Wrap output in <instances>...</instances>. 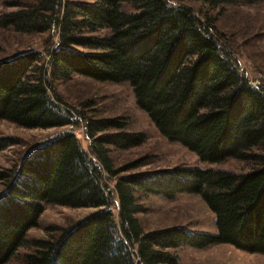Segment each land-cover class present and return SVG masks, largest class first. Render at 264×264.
Instances as JSON below:
<instances>
[{"label": "trees", "instance_id": "obj_1", "mask_svg": "<svg viewBox=\"0 0 264 264\" xmlns=\"http://www.w3.org/2000/svg\"><path fill=\"white\" fill-rule=\"evenodd\" d=\"M183 1L33 0L0 16V27L56 37L45 60L39 50L0 60V120L30 129L83 122L90 142L86 150L67 130L29 151L17 169H0V264L26 243L47 203L95 210L57 238L35 240L25 264H177L170 249L222 243L264 254V87L254 86L222 45L215 22ZM197 1L213 9L264 5ZM74 74L129 82L139 108L168 140L203 162L235 158L251 169L178 165L124 175L144 158L116 167L109 146L129 149L146 135L127 131L122 117H88L69 106L57 84ZM17 143L0 137V150ZM137 190L168 199L199 194L215 215L217 233L180 225L145 231Z\"/></svg>", "mask_w": 264, "mask_h": 264}, {"label": "rangeland", "instance_id": "obj_2", "mask_svg": "<svg viewBox=\"0 0 264 264\" xmlns=\"http://www.w3.org/2000/svg\"><path fill=\"white\" fill-rule=\"evenodd\" d=\"M32 1L0 0V16L16 10L18 7L12 6L16 2ZM183 2L191 6L201 18L215 22L216 30L213 31L222 45L233 53L251 83L264 87V5H229L213 9L197 0ZM104 33L106 30L100 31V34ZM55 40L52 32L25 33L0 27V60L31 50L43 52L45 60L46 50ZM57 90L69 106L77 108L88 117H122L127 122V131L146 135L143 144L129 149L109 146L110 156L116 167L144 158L145 162L124 175L169 169L178 165L238 173L246 172L252 167L251 163L235 158H228L220 163L203 162L183 144L168 140L139 108L129 82L100 81L74 74L70 79L59 82ZM83 125L82 122L81 127L70 125L30 129L8 120H0V137L16 138L19 142L0 150V169H17L29 151L67 130H74L83 147L90 150V142L85 136ZM255 151L261 153L262 150L256 148ZM109 180L111 184L116 181ZM3 189L4 183L0 182V191ZM135 195L137 201L145 207V211L137 214L145 231L180 225L192 231L217 233L215 215L199 194L179 193L176 198L168 199L137 190ZM45 207L39 226L29 230L26 243L7 264H25V255L36 250L35 240L55 239L62 229L95 210L91 207L71 208L48 203ZM170 251L176 253L177 264H264V254L246 252L226 243L202 249L183 246Z\"/></svg>", "mask_w": 264, "mask_h": 264}]
</instances>
